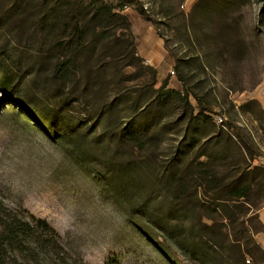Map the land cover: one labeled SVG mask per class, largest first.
<instances>
[{
    "label": "trees",
    "instance_id": "trees-1",
    "mask_svg": "<svg viewBox=\"0 0 264 264\" xmlns=\"http://www.w3.org/2000/svg\"><path fill=\"white\" fill-rule=\"evenodd\" d=\"M229 2L197 0L190 12L204 19L228 11ZM200 30L191 26L187 39L208 45L198 41ZM0 32L29 45L23 68L12 63L14 73L0 71V89L101 177L143 234L162 237L159 250L176 257L170 240L189 256L180 264H249L247 256L264 264L253 238L262 231L264 167L251 162L252 141L239 131L192 139L193 125L203 126L210 108L154 88L156 71L136 55L125 15L104 0H0ZM173 97L182 103L184 127L167 149V120L175 114L162 106ZM46 262L84 264L67 257L46 220L7 201L0 188V264Z\"/></svg>",
    "mask_w": 264,
    "mask_h": 264
},
{
    "label": "rangeland",
    "instance_id": "rangeland-1",
    "mask_svg": "<svg viewBox=\"0 0 264 264\" xmlns=\"http://www.w3.org/2000/svg\"><path fill=\"white\" fill-rule=\"evenodd\" d=\"M196 1L130 0L122 4L104 0L128 18L136 55L143 66L156 71L154 88L173 89L186 94L192 107L199 103L210 108L209 120L203 126L193 125L192 139L202 142L216 134L232 136L239 131L252 141V164L264 167V0H230L228 11H210L204 19L190 12ZM191 26L201 29L198 41L208 45L187 39L193 36ZM222 30L225 34L221 36ZM28 51V44H16L12 36L0 32V58L7 62H0V71L14 73L16 63L23 68L19 61L24 63ZM181 104L173 97L161 105L164 113L175 114L167 120L163 142L167 149L183 133L178 119ZM216 118L222 119V126ZM0 188L7 201L54 228L71 260L104 264L115 258L119 264H180L189 257L170 240L166 244L176 257L159 250L156 240L164 241L162 237L152 240L143 234L101 177L64 141L48 137L1 89ZM257 214L262 231L253 238L264 249V200ZM246 258L251 264L250 257Z\"/></svg>",
    "mask_w": 264,
    "mask_h": 264
},
{
    "label": "built area",
    "instance_id": "built-area-1",
    "mask_svg": "<svg viewBox=\"0 0 264 264\" xmlns=\"http://www.w3.org/2000/svg\"><path fill=\"white\" fill-rule=\"evenodd\" d=\"M216 122H217L220 126H222V119H221V118H216Z\"/></svg>",
    "mask_w": 264,
    "mask_h": 264
}]
</instances>
